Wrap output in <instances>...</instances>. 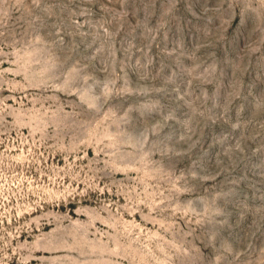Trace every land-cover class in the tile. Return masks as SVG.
Instances as JSON below:
<instances>
[{
	"label": "rangeland",
	"instance_id": "1",
	"mask_svg": "<svg viewBox=\"0 0 264 264\" xmlns=\"http://www.w3.org/2000/svg\"><path fill=\"white\" fill-rule=\"evenodd\" d=\"M0 264H264V0H0Z\"/></svg>",
	"mask_w": 264,
	"mask_h": 264
}]
</instances>
